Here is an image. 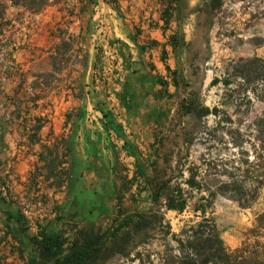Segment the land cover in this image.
<instances>
[{
  "label": "rangeland",
  "instance_id": "obj_1",
  "mask_svg": "<svg viewBox=\"0 0 264 264\" xmlns=\"http://www.w3.org/2000/svg\"><path fill=\"white\" fill-rule=\"evenodd\" d=\"M98 1L117 8L121 0H0V83L29 77L15 63L17 54L53 65L52 73H40L39 93L25 87L0 93V130L13 122L25 138L14 155L0 143V264H56L89 244L91 257L81 264H130L137 251L156 248L161 235L124 222L162 213L177 233L201 197L211 202L205 215L223 245L241 246L264 213V177L249 209L219 190L233 183L253 190L258 173L251 166L264 167V131L255 126L264 103L231 71L238 60L264 58V0H158L177 45L175 73L145 76L143 92L128 93L130 133L123 143L107 136L117 127L111 109L98 107L90 91L85 96L76 75L90 43L87 17ZM70 64L72 75L63 77ZM20 147L34 155L25 172L17 169ZM176 190L187 202L179 216L163 208ZM41 233L57 239L55 257L37 248Z\"/></svg>",
  "mask_w": 264,
  "mask_h": 264
},
{
  "label": "crops",
  "instance_id": "obj_2",
  "mask_svg": "<svg viewBox=\"0 0 264 264\" xmlns=\"http://www.w3.org/2000/svg\"><path fill=\"white\" fill-rule=\"evenodd\" d=\"M157 2L158 0H121L118 7L113 8L103 1H98L93 12L87 17L89 25L92 26L90 43L87 44L88 41H86L83 46L85 51L78 57L79 72L76 75L80 77V89L85 91V96L88 97L87 91H90V94L95 95L93 101H96L98 107L111 109L117 127L109 130L107 136L109 135V138L114 136L122 143L128 140L130 133L131 118L128 109L131 103L128 93L143 92L145 82L142 78L145 76L149 79L159 74L165 79L163 69L169 74L170 72L175 73L170 65L175 63L177 45L172 46L173 37L171 35L173 34L169 33L168 24L166 25L164 19L160 17L158 11L160 3ZM80 29H75V32L79 33ZM81 35L84 36V33ZM48 55L50 57L51 54ZM15 57L17 66L23 69L25 67L26 70H24L29 77L25 81L22 80L20 84L16 79H7L5 82L2 79L0 93L9 95L18 92L19 87H25L26 92H31L32 96L33 93H39V75L42 72L52 73L51 61L47 60L46 64L41 63L40 60L44 59H37L35 55H31V59L30 56L22 54H17ZM163 58H167V61ZM70 67L71 64L67 70L64 69L63 77L69 76L70 78L72 75ZM137 76L139 77L138 83ZM167 86L172 89L170 84ZM161 88L156 85L154 91H160ZM49 90L54 91V87L50 88V84L48 85ZM1 98L0 96V107ZM31 101L32 109L36 108L39 103L38 98L34 100L33 97ZM82 103L87 110L90 108L89 100ZM94 115L93 124L96 128H100L98 113L95 112ZM9 123L13 124V122ZM9 123L11 128H8L6 132L0 130V143L3 141L7 145V152L14 155L13 147L25 138L18 134L15 125L12 127ZM98 136L104 142L105 134L100 131L96 138ZM22 148L16 151L18 152L17 169L25 172L29 169L30 159L33 161L34 155L27 154Z\"/></svg>",
  "mask_w": 264,
  "mask_h": 264
},
{
  "label": "trees",
  "instance_id": "obj_3",
  "mask_svg": "<svg viewBox=\"0 0 264 264\" xmlns=\"http://www.w3.org/2000/svg\"><path fill=\"white\" fill-rule=\"evenodd\" d=\"M168 7H170V3L165 8L166 15H168ZM163 19L167 25V16ZM172 44L173 47L176 45L175 42ZM231 71L233 77L240 78L246 84V93L251 94L256 101L264 103V58L238 60L233 63ZM223 85L228 86L229 83L224 81ZM255 126L261 127L264 131V114L255 122ZM251 169L254 173H258L255 178L258 180L257 186L253 190L245 189L241 184L234 188V183L224 184L219 190V195L229 194L231 199L235 200L238 206L244 210L251 207L256 198L255 191L262 185L260 179L264 177V173L259 176L260 171H264V167L253 165ZM227 178L232 179V175ZM62 186L61 184L59 187ZM200 200L194 206L193 217L183 221V226L177 233L171 232L169 221H164L163 214H158L154 209L149 211L155 212L151 216H147V213H139L127 223L124 222L122 227L131 226L140 229L149 226L158 229L161 235L156 248L137 251L134 257L129 260L130 264H264V213L256 217L246 241L242 242L241 246L230 250L223 245L213 219L205 215L206 208L211 205L210 200L204 197H201ZM153 202L155 206H159L156 204V199ZM186 204V199L183 198L181 191L176 190L175 195L166 200L163 208L165 211H173L179 216L184 212ZM39 237L35 240L37 248L47 255L55 257L58 253L56 250L58 248L57 239L43 233L39 234ZM250 238L253 240L251 243L248 242ZM91 245L89 244L82 252L71 253L56 260V264L83 263L85 259L91 257L89 252Z\"/></svg>",
  "mask_w": 264,
  "mask_h": 264
}]
</instances>
